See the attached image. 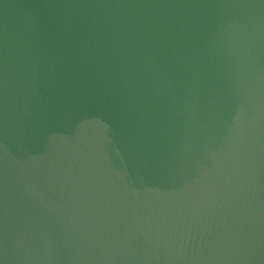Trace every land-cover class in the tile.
Here are the masks:
<instances>
[{"label": "water", "instance_id": "1", "mask_svg": "<svg viewBox=\"0 0 264 264\" xmlns=\"http://www.w3.org/2000/svg\"><path fill=\"white\" fill-rule=\"evenodd\" d=\"M0 264H264V0H0Z\"/></svg>", "mask_w": 264, "mask_h": 264}]
</instances>
